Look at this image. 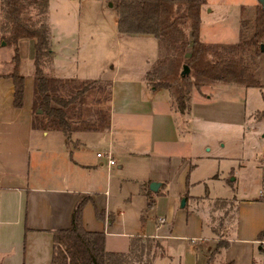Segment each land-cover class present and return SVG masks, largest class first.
I'll return each mask as SVG.
<instances>
[{
  "label": "crops",
  "instance_id": "1",
  "mask_svg": "<svg viewBox=\"0 0 264 264\" xmlns=\"http://www.w3.org/2000/svg\"><path fill=\"white\" fill-rule=\"evenodd\" d=\"M93 1L95 16L101 14L99 22L105 21L104 4L114 10L113 6L108 0ZM84 2L70 0L69 5L56 6H77L80 15ZM207 2L200 24V36L205 42L231 44L241 36L252 35L258 0L237 3L238 12L230 27L225 12L221 17V25H225L221 34L216 29L212 36L204 34V15H214V7ZM113 12L116 26L117 15ZM48 17L47 13L52 50L50 73L91 84L79 106V126L68 138L60 129L32 124L33 40L18 41L19 70L24 76L20 106L14 104V85L8 76L13 54L8 60V70L0 72V264H48L53 231L70 226L73 209L83 197L86 201L81 212L82 224L87 230L105 233L107 250L126 251L134 236H153L161 240L165 249L164 255L158 257L177 255L178 264H207L204 249L210 244L203 245L202 250L194 245L211 237L199 201L201 197L208 200L203 196L207 192L202 195L193 189L200 179L190 178V150L180 117L244 125V109L250 90L255 87L214 86L210 91L206 88L193 92L188 111L180 113L172 105L167 89H153L144 78L158 57L154 36L121 34L125 38L151 40L155 51L145 50L140 65L124 73L119 69L110 75L92 76L91 67L73 71L68 63L77 54L73 45L78 36L75 24L80 31L82 21L83 33H87V27L95 23L84 18L76 21L69 11L62 19L56 18L64 22L62 26L70 28L65 29L58 22L51 19L49 22ZM95 28L101 33L99 26ZM263 51L264 39L260 53ZM95 53H102L101 45ZM258 70L259 67L256 78L260 88H264ZM219 90L230 94L215 95ZM249 100L252 110L264 109L257 107L258 101L251 95ZM189 129L193 130V126ZM90 141L97 146L91 147L87 144ZM98 151H109L115 163L109 164L106 156H97ZM151 181L159 182L156 190L150 189ZM148 191L155 196L151 207H146ZM188 204L192 208L188 209ZM148 210L152 215H147ZM160 217L164 218L162 222ZM232 227L235 235L228 237L224 259L233 264H255L256 252L261 250L264 264V195L259 192L257 197H239ZM204 229L207 235L202 234ZM166 247L174 248L178 254H167Z\"/></svg>",
  "mask_w": 264,
  "mask_h": 264
},
{
  "label": "trees",
  "instance_id": "2",
  "mask_svg": "<svg viewBox=\"0 0 264 264\" xmlns=\"http://www.w3.org/2000/svg\"><path fill=\"white\" fill-rule=\"evenodd\" d=\"M206 1L109 0L117 15L119 34H147L156 38L158 57L144 78L153 89H167L172 105L180 113L188 111L193 90L199 91L206 85L237 83L261 87L258 80L252 78L240 54L252 52L259 56L264 39V6L259 3L255 7L250 37L241 36L238 42L231 44L209 43L200 36L201 13ZM48 4L49 0H0V41L13 47V65L8 76L13 81L16 106L22 104L24 93L18 41H34L32 124L60 129L69 138L80 123L79 112H71L72 105H80L91 83H78L47 73L46 64L52 61L46 21ZM184 66L188 67V73L183 75ZM199 199L202 209L204 198ZM211 200V211L214 212L230 202L229 197H214L206 202L209 204ZM85 201L86 197H83L74 207L68 228L53 231L48 264H152L155 258L164 255L163 243L153 236H134L126 251L107 250L105 233L87 230L82 224ZM154 201V194L148 191L146 207H151ZM205 222L211 237L204 242L196 241L194 245L202 250L203 245L210 244L204 249L207 264H233L224 259V249L229 245L228 224L214 214L212 222Z\"/></svg>",
  "mask_w": 264,
  "mask_h": 264
},
{
  "label": "rangeland",
  "instance_id": "3",
  "mask_svg": "<svg viewBox=\"0 0 264 264\" xmlns=\"http://www.w3.org/2000/svg\"><path fill=\"white\" fill-rule=\"evenodd\" d=\"M69 1L70 0H50L48 10L49 22L51 19V21L58 22L61 28L70 29L69 27L62 26L64 22L56 19L57 17L62 19L63 14L70 11L72 15L74 14V19L76 21L77 18H84L92 24L95 23L94 26L89 25L87 27V33H83L82 21L79 26L80 31H77L78 26L75 24V32L78 36L73 40V45L74 51H76L75 48L77 49V54L75 57L69 58L68 67L71 70L81 71L83 67L87 66L91 67L92 76L98 74H102V76L110 75L114 73V71L119 72V69L124 73L128 69L140 65V62L143 61L141 55L145 53V50L149 52L151 50L155 51L156 47L154 44H151V40L125 38L123 35L119 34L112 21V15L113 17L115 15L113 12L114 10L109 8L106 4H104V13L106 16L103 17L107 19L99 22L101 14L95 16V1L85 0L86 2L82 4L85 8L83 7L80 12L81 17L77 14V6H62L61 8L56 6L59 3L68 4ZM246 1L247 0H208L207 3H210L208 4L209 7H214V15H204L205 36H212V33L216 29L220 30L219 33L221 34V29L225 26L221 25V17L225 12H227V26L230 27V23L235 20L238 12L236 4ZM215 22L217 24H214ZM95 26L100 27L101 33L98 32ZM245 28L242 27V29ZM216 38L217 37H214V40H216ZM99 45L102 47V53H95V51H98ZM12 54L13 47L3 44L2 41H0V72L8 70V60L11 58ZM240 55L243 56L245 65L248 67L252 78L255 80H257L255 72L257 71V67H259L258 74H260V80L264 84V51L263 53H259L258 57L252 52H245ZM46 65L47 73L52 75L50 73L51 64L49 63ZM76 82L82 83L78 80H76ZM227 85L240 86V88L243 89L246 87L243 84L237 83H215L203 86L199 91L206 88V90L210 91L214 86L224 87ZM250 91L252 99L258 101L257 103L259 105L257 107L263 108L264 98L262 97V93H264V88L255 87ZM193 92L197 91L193 90ZM217 92L218 93L215 95L227 96L230 94L223 90ZM250 95L248 96V106L244 109V114L246 113L244 125L202 120L192 121L185 115L180 117V126L185 129L183 133L186 135V144L190 150L189 156L192 164L190 178L200 179L198 186H193V189L201 191L202 195L206 191L207 194L203 195L206 199H211L213 198L212 196L225 197L233 195L229 197L230 202L225 204L222 208L215 210V212L211 211L210 205L212 200L209 204V201L206 202V200L201 203V211L204 212L207 222H212V214H214L216 218L221 217L224 219V223L228 224V237H233V235H235V230L232 226L235 223L234 219L236 218L238 198L257 197L260 189L264 185L262 184L264 159H261V150L262 147H264V138L261 137V131L264 130V109H253V111L252 108H250ZM72 106L73 109L71 112L78 114L80 105L75 104ZM191 125L193 126V130L189 131V126ZM87 144L91 145L93 148L97 146L94 141L87 142ZM232 197H235L237 200ZM186 207L188 209L192 208L190 204L186 205ZM150 211L148 210L147 215H152ZM202 234L207 235L205 229ZM166 248L167 254H178L174 248ZM260 251L259 253L256 252L255 264H262L263 258ZM178 261L177 255L174 258H172V256H165L155 258L152 264H178Z\"/></svg>",
  "mask_w": 264,
  "mask_h": 264
},
{
  "label": "built area",
  "instance_id": "4",
  "mask_svg": "<svg viewBox=\"0 0 264 264\" xmlns=\"http://www.w3.org/2000/svg\"><path fill=\"white\" fill-rule=\"evenodd\" d=\"M261 159H264V147H262V150H261ZM97 156H106L107 157V161L109 164H114L115 163V159L113 158L112 154L107 151H98L96 153ZM260 194L261 195H264V189H260ZM164 220V218L160 217L159 218V222H162ZM264 241V240H263Z\"/></svg>",
  "mask_w": 264,
  "mask_h": 264
},
{
  "label": "water",
  "instance_id": "5",
  "mask_svg": "<svg viewBox=\"0 0 264 264\" xmlns=\"http://www.w3.org/2000/svg\"><path fill=\"white\" fill-rule=\"evenodd\" d=\"M258 1H259V3H260L262 6H264V0H258ZM2 43L5 44L4 42H2ZM186 73H188V67H187V66H184L183 69H182V71H181V74L184 75V74H186ZM262 136L264 137V132H263ZM158 185H159V182H157V181H151L150 184H149V187H150L151 190H156L157 187H158ZM184 203H185V198L182 197V198H181L180 205L183 206Z\"/></svg>",
  "mask_w": 264,
  "mask_h": 264
}]
</instances>
